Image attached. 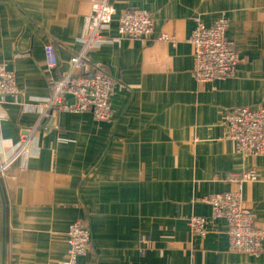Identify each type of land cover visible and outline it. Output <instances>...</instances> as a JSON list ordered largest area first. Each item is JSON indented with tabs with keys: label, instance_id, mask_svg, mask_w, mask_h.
Segmentation results:
<instances>
[{
	"label": "crops",
	"instance_id": "0c3cea01",
	"mask_svg": "<svg viewBox=\"0 0 264 264\" xmlns=\"http://www.w3.org/2000/svg\"><path fill=\"white\" fill-rule=\"evenodd\" d=\"M94 1L0 0V63L20 91L17 104L4 97L0 166L40 123L27 157L0 174V264H63L75 220L91 233L87 264H264V240L259 256L227 252V223L212 221L202 202L234 188L228 173L254 170L243 205L264 231V153L239 156L224 125L234 108H264V0H109L150 11L154 28L128 41L112 21L89 54L116 82L110 119L52 111L40 121L49 94L43 41L53 42L65 74ZM221 14L240 67L198 83L189 37L196 21L211 25ZM160 33L175 42H153ZM191 215L207 220L203 237L192 233Z\"/></svg>",
	"mask_w": 264,
	"mask_h": 264
},
{
	"label": "built area",
	"instance_id": "2783aa9c",
	"mask_svg": "<svg viewBox=\"0 0 264 264\" xmlns=\"http://www.w3.org/2000/svg\"><path fill=\"white\" fill-rule=\"evenodd\" d=\"M117 23L118 37L133 41L154 35L153 16L141 8L116 9L109 0L94 1L88 19L86 35L82 37V48L69 59L65 74H57L59 61L50 39L43 41V74L48 83V99L41 108V120L56 111L59 114L91 113L98 123L108 121L111 116V96L116 82L107 73L91 64L90 52L103 41L109 24ZM229 20L221 14L211 25L196 21L189 43L193 48L192 77L198 83H210L228 79L236 73L240 57L233 42L227 37ZM153 42H171L175 39L160 33ZM20 91L16 87L15 75L0 63V118L6 116L4 97L11 96L14 103ZM21 97V95H20ZM19 99V97H18ZM22 138L15 146L8 161L0 166V174L16 160L25 159L32 142V134ZM226 138L235 144L236 152L243 158H257L264 153V108L237 107L225 115ZM257 180L254 170L228 173L226 182L233 189L212 193L202 199L210 206V219H224L227 223L226 251L229 253L259 256L263 253L264 231L256 225L251 209L243 205L242 186ZM196 236L206 234L207 220L191 215L186 218ZM65 259L63 264H87L86 255L92 248L90 230L82 220L72 221L65 232ZM82 258V261L78 259Z\"/></svg>",
	"mask_w": 264,
	"mask_h": 264
},
{
	"label": "rangeland",
	"instance_id": "374dc122",
	"mask_svg": "<svg viewBox=\"0 0 264 264\" xmlns=\"http://www.w3.org/2000/svg\"><path fill=\"white\" fill-rule=\"evenodd\" d=\"M239 67H240V63L238 64V66H237V70L239 69ZM194 79V78H193ZM262 106V105H261ZM261 106H257V107H248L249 109H258V108H260ZM64 115H70V114H66V113H63ZM240 156V155H239ZM252 158V157H251ZM79 261H82V258H79L78 259Z\"/></svg>",
	"mask_w": 264,
	"mask_h": 264
},
{
	"label": "trees",
	"instance_id": "16d2710c",
	"mask_svg": "<svg viewBox=\"0 0 264 264\" xmlns=\"http://www.w3.org/2000/svg\"><path fill=\"white\" fill-rule=\"evenodd\" d=\"M104 70V69H103ZM84 223H85V221H84ZM86 224V223H85Z\"/></svg>",
	"mask_w": 264,
	"mask_h": 264
},
{
	"label": "water",
	"instance_id": "95a60500",
	"mask_svg": "<svg viewBox=\"0 0 264 264\" xmlns=\"http://www.w3.org/2000/svg\"><path fill=\"white\" fill-rule=\"evenodd\" d=\"M51 123L49 122V125H50Z\"/></svg>",
	"mask_w": 264,
	"mask_h": 264
}]
</instances>
